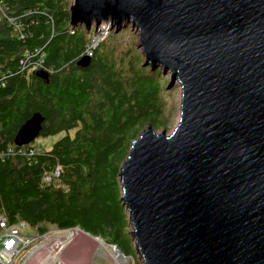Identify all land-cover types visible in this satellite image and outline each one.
<instances>
[{"label":"water","instance_id":"obj_1","mask_svg":"<svg viewBox=\"0 0 264 264\" xmlns=\"http://www.w3.org/2000/svg\"><path fill=\"white\" fill-rule=\"evenodd\" d=\"M69 18L130 27L144 66L180 84L174 129L148 125L118 173L142 264H264V0H73ZM43 121L34 113L13 145Z\"/></svg>","mask_w":264,"mask_h":264},{"label":"trees","instance_id":"obj_2","mask_svg":"<svg viewBox=\"0 0 264 264\" xmlns=\"http://www.w3.org/2000/svg\"><path fill=\"white\" fill-rule=\"evenodd\" d=\"M68 1L6 0L21 26L0 21V152L34 113L44 119L39 137L63 136L30 161L0 162V214L38 233L76 228L135 263L118 173L138 133L164 125L159 70L137 61L123 70L103 44L77 66L90 32L71 27ZM57 163L58 179L44 184Z\"/></svg>","mask_w":264,"mask_h":264},{"label":"built area","instance_id":"obj_3","mask_svg":"<svg viewBox=\"0 0 264 264\" xmlns=\"http://www.w3.org/2000/svg\"><path fill=\"white\" fill-rule=\"evenodd\" d=\"M20 18L21 13L10 8L6 0H0V20L4 24L17 31L19 25L21 26ZM105 23L107 22H102L98 32L95 33L99 36L95 43L104 39L106 35L104 32ZM86 48V56L91 57V50L95 49L93 44H89ZM30 57L31 54H26L21 62L25 64L26 60H31ZM39 62L40 59L33 62V69L40 65ZM44 152L41 148L31 145L12 147L0 152V162L8 159L30 161L36 156L43 155ZM60 172L61 167L57 163L49 171L43 173L42 182L44 184L52 183L53 180L58 179ZM79 233L86 236L76 228H52L43 233H38L33 231L25 222L9 223L7 218L0 214V264H70L66 262L64 254L67 253V250L75 247ZM115 253L117 256L116 264H119L120 261L125 264V260H123L125 258L121 256L122 259L116 251Z\"/></svg>","mask_w":264,"mask_h":264},{"label":"rangeland","instance_id":"obj_4","mask_svg":"<svg viewBox=\"0 0 264 264\" xmlns=\"http://www.w3.org/2000/svg\"><path fill=\"white\" fill-rule=\"evenodd\" d=\"M73 0H69V5L72 4ZM104 32L106 33L103 40L98 41V43H95L96 40L99 39V36L95 35V33L98 32L94 29V26H91V28L87 31L90 32L89 40L88 42L90 44H93L94 48L96 49L100 44H103L105 47H108L109 49H112V54L114 60L118 61L119 59L122 60V66L123 70H126L127 67L129 70L134 69V63L136 64V61L139 63L142 67H150L149 65L144 66L145 61L143 58L141 47L138 46V36L137 33L133 30H131L130 27L123 28L119 32H115L114 29H111L110 22L107 21V23L104 24ZM76 28V27H74ZM79 28V27H78ZM83 29L84 27H80ZM97 44V45H96ZM89 57V56H88ZM131 62H134L133 64H130ZM156 70V69H155ZM159 70V80L158 85L160 88V103L163 107V127L156 130L157 133L164 132L166 135H169L170 132L174 129V127L177 124V121L179 120V103H180V96H181V88L179 83H174L170 81V75L169 73L165 74L163 69L157 68ZM169 86V87H168ZM166 87V88H165ZM146 130V127L142 129L136 138L133 141H136L137 138L140 136V134ZM62 134H58L55 137H50L46 139H42V137H38L34 140L32 145H35L36 147L41 148L43 151H49L52 147V145L62 137ZM119 182V179H118ZM119 190H120V184H119ZM125 214L127 215V212L124 210ZM128 216V215H127ZM52 229V227H47ZM46 228V229H47ZM131 227L129 222H127L126 227V233L129 237L131 249L133 253V258L127 259L130 264H142L140 258L137 256L135 252V244L134 240L130 236ZM82 235H79L78 242L76 243L75 247L71 248L68 252V258L69 260H72L73 264H116V253L114 249L110 246L105 245L102 240L99 241L98 239H93L91 237H86V242H83L84 244L81 245V248H78V245L80 246V239L82 238ZM84 238V237H83ZM95 241V242H94ZM99 241V242H98ZM97 243H100L104 247H106V251L102 250ZM89 245V250H88ZM130 246L128 247L129 250ZM131 253V252H130ZM113 256V257H112ZM121 257V256H119ZM122 258V257H121ZM123 259V258H122ZM126 260V259H123ZM119 264H123L121 261Z\"/></svg>","mask_w":264,"mask_h":264},{"label":"crops","instance_id":"obj_5","mask_svg":"<svg viewBox=\"0 0 264 264\" xmlns=\"http://www.w3.org/2000/svg\"><path fill=\"white\" fill-rule=\"evenodd\" d=\"M0 21H1V20H0ZM39 136H40V135H39ZM13 138H14V137H13ZM12 142H13V141H12ZM33 142H34V141H33ZM33 142H32V143H33ZM32 143H30L29 145H31V146H33V147H36L35 145H32ZM88 237H90V236H88ZM86 241H87L86 238H85V239L81 238L80 241H79L80 246L78 245V248L80 249V248H81V245L84 244L83 242H86ZM87 248H88V250H89V245H88ZM67 254H68V252H67L66 254H64V258H65L66 262H68V263H70V264H73L72 260H69ZM74 264H75V262H74Z\"/></svg>","mask_w":264,"mask_h":264},{"label":"bare ground","instance_id":"obj_6","mask_svg":"<svg viewBox=\"0 0 264 264\" xmlns=\"http://www.w3.org/2000/svg\"><path fill=\"white\" fill-rule=\"evenodd\" d=\"M101 25V24H100ZM79 235H82L84 238H85V235H83L82 233H79ZM87 236V235H86ZM82 237V238H83ZM95 242V241H94ZM98 244V246L102 249V250H104V251H106L107 252V250H106V247H104L103 245H101L100 243H97ZM113 257V256H112ZM126 260L124 261V263L125 264H130V262L127 260L128 258H125Z\"/></svg>","mask_w":264,"mask_h":264}]
</instances>
